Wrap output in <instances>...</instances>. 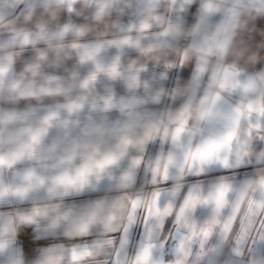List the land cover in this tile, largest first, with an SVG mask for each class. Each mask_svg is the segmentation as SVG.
Wrapping results in <instances>:
<instances>
[{
  "label": "clouds",
  "instance_id": "1",
  "mask_svg": "<svg viewBox=\"0 0 264 264\" xmlns=\"http://www.w3.org/2000/svg\"><path fill=\"white\" fill-rule=\"evenodd\" d=\"M0 264H264V0H0Z\"/></svg>",
  "mask_w": 264,
  "mask_h": 264
}]
</instances>
